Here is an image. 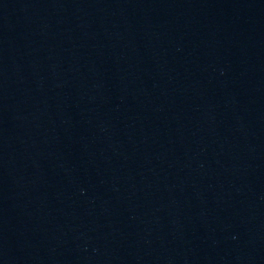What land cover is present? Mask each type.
Instances as JSON below:
<instances>
[{
  "label": "water",
  "instance_id": "obj_1",
  "mask_svg": "<svg viewBox=\"0 0 264 264\" xmlns=\"http://www.w3.org/2000/svg\"><path fill=\"white\" fill-rule=\"evenodd\" d=\"M259 0H0V264H221Z\"/></svg>",
  "mask_w": 264,
  "mask_h": 264
}]
</instances>
